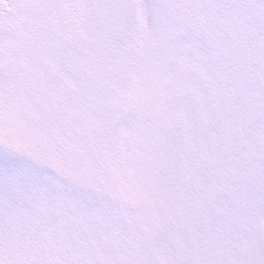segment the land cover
Returning a JSON list of instances; mask_svg holds the SVG:
<instances>
[{"label":"snow or ice","instance_id":"1","mask_svg":"<svg viewBox=\"0 0 264 264\" xmlns=\"http://www.w3.org/2000/svg\"><path fill=\"white\" fill-rule=\"evenodd\" d=\"M0 264H264V0H0Z\"/></svg>","mask_w":264,"mask_h":264}]
</instances>
